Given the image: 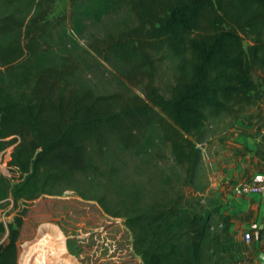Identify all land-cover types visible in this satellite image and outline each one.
Here are the masks:
<instances>
[{"label": "trees", "instance_id": "trees-1", "mask_svg": "<svg viewBox=\"0 0 264 264\" xmlns=\"http://www.w3.org/2000/svg\"><path fill=\"white\" fill-rule=\"evenodd\" d=\"M55 1L0 0V153L19 171L0 174V264L19 263L41 199V218H103L67 234L70 264H244L202 145L263 101L264 0H70L50 16ZM104 65L112 89L91 78ZM42 237L21 259L63 246L54 226Z\"/></svg>", "mask_w": 264, "mask_h": 264}, {"label": "rangeland", "instance_id": "rangeland-1", "mask_svg": "<svg viewBox=\"0 0 264 264\" xmlns=\"http://www.w3.org/2000/svg\"><path fill=\"white\" fill-rule=\"evenodd\" d=\"M70 9V0H56L52 12L50 16H58L61 14H68ZM81 44H84V41L81 40ZM103 67H99L97 71L90 73L92 74V80H97L98 82H101L100 84H103L105 88L112 89L114 87V80L112 76L106 71L107 69ZM103 70V71H102ZM105 71V73H104ZM259 73V72H258ZM98 74H105L102 77H100ZM259 77L263 74L259 73ZM167 76H163L162 80H165ZM264 86V82H263ZM14 94H17L14 90H12ZM259 117L260 120L264 123V98L259 107L254 112V118ZM264 128L262 129L263 132ZM262 134V133H261ZM12 150V146H9L6 148V153L2 155L0 159V174H4L7 176H13L14 178H17L19 176V171L16 169H13L9 167L7 161H8V153ZM220 150V145L217 139H213L210 141H206L202 145V153H203V163L208 167L210 162H213L212 158L218 151ZM254 150V149H253ZM257 163L253 166V173L255 174L257 171L261 172V166L259 163V158H257ZM209 168V167H208ZM253 174V175H254ZM210 169H209V181H210V189H211V180H210ZM252 175V176H253ZM61 198L63 201L69 202L70 205L76 206L78 209L82 208V204H79L74 199V193L70 190H65L62 193ZM41 199L40 201H42ZM40 201H37L35 203L30 204V209L32 210L30 213V216L27 218L26 227L24 230L23 238L21 241V252L19 257V263L18 264H70L66 253L70 256L75 258V260L78 261V259L73 255L66 246V238L68 233H77L79 238H83L84 234L82 232L84 230L90 229V227L93 226V224L89 222H102V217L99 215L94 208L87 209V211H90L91 213L86 216V219L83 217L76 218L67 216L66 214H56L54 216L41 218L39 213L41 212V203ZM11 204L7 203L4 205V209H10ZM56 209H60L59 206L56 207ZM11 211V209H10ZM9 211V212H10ZM6 212L5 220H10L12 218L13 212L9 213ZM264 219V215L259 218V220L256 223L250 224L252 227H247L246 230L242 231L241 234H236V239L240 241L242 244L246 245L247 247V253L253 254L256 250H263L264 249V229L261 228V222ZM92 220V221H90ZM35 224V225H33ZM50 226H54L56 229H58L61 233V238H56L55 240L62 239V245L59 247V249H42L38 251L36 254L32 256H26L25 254L24 258L21 259L22 254H24L25 247L30 244H36V242H39L41 239H46L42 237V235L46 232H50ZM251 228V229H250ZM248 231L250 232L251 236L248 240H246L242 233ZM61 248V249H60ZM24 252V253H23ZM250 259V258H249ZM22 262L20 263V261ZM80 264V263H79Z\"/></svg>", "mask_w": 264, "mask_h": 264}, {"label": "crops", "instance_id": "crops-1", "mask_svg": "<svg viewBox=\"0 0 264 264\" xmlns=\"http://www.w3.org/2000/svg\"><path fill=\"white\" fill-rule=\"evenodd\" d=\"M264 123L256 117L246 123H236L224 134L220 150L209 163L211 192L219 196L222 208L232 219L231 229L241 234L250 224L264 215V193L237 195L232 185L244 180H254L264 172V163H259L261 172L253 173L257 157L253 154L255 143L264 137ZM262 133V134H261ZM254 174V175H253ZM253 175V176H252ZM251 229V228H250ZM244 264H264V249L256 250Z\"/></svg>", "mask_w": 264, "mask_h": 264}, {"label": "built area", "instance_id": "built-area-1", "mask_svg": "<svg viewBox=\"0 0 264 264\" xmlns=\"http://www.w3.org/2000/svg\"><path fill=\"white\" fill-rule=\"evenodd\" d=\"M6 153V149L0 153V159L2 155ZM9 157V153H8ZM9 159V158H8ZM232 189L237 195H251V194H261L264 193V172L260 173L254 180H244L232 185ZM11 201V199H10ZM11 204V203H10ZM7 210H3L0 214V220L4 223L5 220V212ZM261 228L264 229V219L261 222ZM242 236L248 240L251 236L250 232L245 231L242 233Z\"/></svg>", "mask_w": 264, "mask_h": 264}]
</instances>
